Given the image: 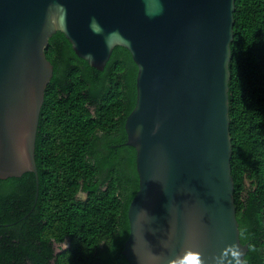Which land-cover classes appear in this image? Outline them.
I'll list each match as a JSON object with an SVG mask.
<instances>
[{
	"label": "water",
	"instance_id": "obj_1",
	"mask_svg": "<svg viewBox=\"0 0 264 264\" xmlns=\"http://www.w3.org/2000/svg\"><path fill=\"white\" fill-rule=\"evenodd\" d=\"M235 0H0V179L32 172L61 32L103 70L116 46L138 72L126 144L139 188L128 208L129 264H242L229 130ZM38 191L36 192V199Z\"/></svg>",
	"mask_w": 264,
	"mask_h": 264
},
{
	"label": "trees",
	"instance_id": "obj_2",
	"mask_svg": "<svg viewBox=\"0 0 264 264\" xmlns=\"http://www.w3.org/2000/svg\"><path fill=\"white\" fill-rule=\"evenodd\" d=\"M233 33L229 130L236 218L249 248L242 264H264V0H235ZM45 54L53 76L35 145L38 188L32 172L0 179V264H129L122 251L139 178L125 122L137 65L116 46L100 71L61 32Z\"/></svg>",
	"mask_w": 264,
	"mask_h": 264
},
{
	"label": "rangeland",
	"instance_id": "obj_3",
	"mask_svg": "<svg viewBox=\"0 0 264 264\" xmlns=\"http://www.w3.org/2000/svg\"><path fill=\"white\" fill-rule=\"evenodd\" d=\"M79 196H81L82 198H85V196H86V195H85V194H82V193H80V194H79ZM63 246H66V244H64Z\"/></svg>",
	"mask_w": 264,
	"mask_h": 264
},
{
	"label": "flooded vegetation",
	"instance_id": "obj_4",
	"mask_svg": "<svg viewBox=\"0 0 264 264\" xmlns=\"http://www.w3.org/2000/svg\"><path fill=\"white\" fill-rule=\"evenodd\" d=\"M125 144H126V143H125ZM126 145H127V144H126ZM82 194H83V193H82ZM64 244H66V243L63 242L61 245L63 246ZM63 247H64V246H63Z\"/></svg>",
	"mask_w": 264,
	"mask_h": 264
}]
</instances>
